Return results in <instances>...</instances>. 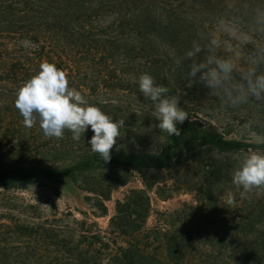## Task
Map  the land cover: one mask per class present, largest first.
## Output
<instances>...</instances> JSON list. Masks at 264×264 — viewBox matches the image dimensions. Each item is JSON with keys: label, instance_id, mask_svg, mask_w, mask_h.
I'll return each instance as SVG.
<instances>
[{"label": "trees", "instance_id": "obj_1", "mask_svg": "<svg viewBox=\"0 0 264 264\" xmlns=\"http://www.w3.org/2000/svg\"><path fill=\"white\" fill-rule=\"evenodd\" d=\"M230 2L0 0V264H264V194H237L229 208L223 200L237 191L231 174L238 164L230 158L264 150L251 141L264 131L253 129L251 138L214 131L195 105L197 83L187 85L188 61L173 70L174 58L198 32H213ZM43 61L63 69L91 104L125 120L110 162L91 151L90 127L77 142L69 131L49 139L38 123L23 125L16 91ZM142 73L179 94L189 113L177 125L180 136L155 127L152 104L139 91ZM134 175L141 188L116 201L104 229L86 213L57 212L50 198L69 179L90 194L91 215L103 216L111 192ZM26 187L48 193L50 212L12 194ZM153 189L160 198L193 194L194 204L158 212L147 227Z\"/></svg>", "mask_w": 264, "mask_h": 264}, {"label": "clouds", "instance_id": "obj_2", "mask_svg": "<svg viewBox=\"0 0 264 264\" xmlns=\"http://www.w3.org/2000/svg\"><path fill=\"white\" fill-rule=\"evenodd\" d=\"M197 36L182 57L174 58L173 70L183 69L188 61L187 85L203 84L209 97L217 98L224 110L239 111L253 105L264 108V3L231 0L225 13L216 18L215 30ZM202 52L205 55L198 60ZM138 86L152 104L151 116L158 121L155 127L167 137L180 136L177 125L189 120V113L180 106L179 94L170 95L172 90L148 73L139 76ZM14 103L23 125L33 128L38 123L49 139H63L69 131L79 142L90 127V149L106 163L125 127L124 119H114L91 104L70 86L68 74L48 61L41 62L39 71L18 88ZM254 142L264 145V135H256ZM231 183L237 191L224 195L227 208L236 206L237 194L241 200L264 194V150L243 153L232 171Z\"/></svg>", "mask_w": 264, "mask_h": 264}, {"label": "rangeland", "instance_id": "obj_3", "mask_svg": "<svg viewBox=\"0 0 264 264\" xmlns=\"http://www.w3.org/2000/svg\"><path fill=\"white\" fill-rule=\"evenodd\" d=\"M208 92L209 89L205 88L203 84L197 83L195 105L199 112L204 115L206 122L211 125L214 131L222 132L223 129L230 128L232 133L228 135V138H238L239 136L251 138L250 136H253L252 130L255 128L264 131V108H258L253 105L239 111L224 110L221 108L220 101L215 97H209ZM128 101L131 103V106L135 104L131 100ZM144 120L146 121V119ZM259 126L261 128H259ZM251 141L254 142V139H251ZM241 155L233 156L230 160L238 164ZM156 177L162 179L165 177V173L162 172ZM139 188H141V181L137 175H134L127 184L113 190L109 200L104 204L106 207V214L103 216L91 215L88 201L90 194L84 192L76 183L69 179H62L58 185L59 196L57 198H50L57 212H70L77 219L81 218L80 213H86L91 220L95 221L100 228L104 229L108 224L109 218L114 214L116 201L122 200L128 190ZM154 192V189L150 192L151 214L146 222L147 227H151L155 224L157 218L156 214L158 212H170L179 208L183 203L194 204L193 194L176 193L168 198H160L155 195ZM0 193H3V191L0 190ZM12 194L17 198L24 199L25 202L33 203L34 200H39L41 208H43L45 212H50L49 207L45 203V198H48V193L44 190L26 187Z\"/></svg>", "mask_w": 264, "mask_h": 264}]
</instances>
